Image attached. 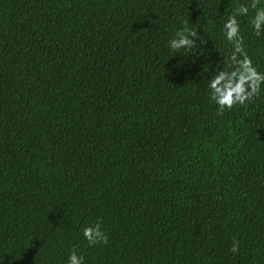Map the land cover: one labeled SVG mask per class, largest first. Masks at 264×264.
I'll return each instance as SVG.
<instances>
[{
	"label": "trees",
	"instance_id": "16d2710c",
	"mask_svg": "<svg viewBox=\"0 0 264 264\" xmlns=\"http://www.w3.org/2000/svg\"><path fill=\"white\" fill-rule=\"evenodd\" d=\"M251 2L0 0V264H264V91L218 115L207 89Z\"/></svg>",
	"mask_w": 264,
	"mask_h": 264
},
{
	"label": "clouds",
	"instance_id": "9594fccd",
	"mask_svg": "<svg viewBox=\"0 0 264 264\" xmlns=\"http://www.w3.org/2000/svg\"><path fill=\"white\" fill-rule=\"evenodd\" d=\"M250 8L254 10L250 17L252 33L257 37L264 35V5H258L255 0L234 6L233 12L224 19L221 28L222 38L232 46V50L226 57H222V66L217 65L207 83L209 99L215 104L218 115H223L225 111H230L237 105L255 103L264 91V71H259L243 51V36L238 17H248ZM188 25L187 19L182 21V26L168 41V49L175 55L191 52L196 47V40L200 41L197 28H190ZM82 235L89 246L108 243V237L99 223L84 227ZM238 250L239 241L234 238L231 251ZM66 264H84V257L72 250Z\"/></svg>",
	"mask_w": 264,
	"mask_h": 264
}]
</instances>
